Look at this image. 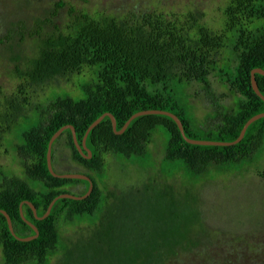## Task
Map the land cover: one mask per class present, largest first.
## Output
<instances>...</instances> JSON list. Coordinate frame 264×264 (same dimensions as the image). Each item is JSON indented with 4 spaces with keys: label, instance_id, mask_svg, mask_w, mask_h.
Instances as JSON below:
<instances>
[{
    "label": "trees",
    "instance_id": "obj_1",
    "mask_svg": "<svg viewBox=\"0 0 264 264\" xmlns=\"http://www.w3.org/2000/svg\"><path fill=\"white\" fill-rule=\"evenodd\" d=\"M223 14V28L214 31L194 13L178 17L144 12L124 19L97 18L82 13L67 32H57L43 41L29 66L18 71L21 79L18 90L8 101V111L1 116L0 158L5 136L21 118L28 121L32 118L33 114L24 111L31 106L29 97L25 96L26 83H41L59 75H82L85 70H90L91 74L88 80L78 85V96L56 92L33 108L37 120L21 131L15 145L23 175L0 170V209L11 216L17 235L35 234L21 216L20 204L24 200L31 201L37 207L38 215L42 216L56 196L63 193L84 195L88 191L87 180L56 177L48 168L50 138L64 125L72 124L82 143L89 125L105 112L115 116L120 130L136 112L163 109L180 117L187 136L191 138L234 141L248 119L264 112V100L251 84L252 69H264V25H255L264 20V0H227ZM227 49L231 54L223 58ZM213 75L235 95L234 102L224 104L214 97L212 125L196 130L195 119L187 116L186 109L175 96L173 84L188 86L198 83L211 93ZM256 79L264 94V75L256 74ZM158 129L164 137L162 161L181 164L191 179L210 170L223 171L251 161L264 144V117L248 127L241 142L216 146L188 143L175 120L168 115L138 116L122 134L114 132L112 121L106 116L88 135L87 146L93 155L87 158L76 148L72 130L66 129L53 145L54 168L58 171L56 163L60 160L71 166L70 170L61 173L77 172L90 176L94 183L93 192L81 200H57L50 215L42 220L36 219L30 206L24 204L25 217L39 229V236L31 241L17 239L9 229L6 216L0 213L3 264H52L54 259H57L56 264H67L73 251L95 240L103 244L100 247L103 252H110L114 238L122 234V223L117 224L120 234H115L114 223L120 215L115 208L119 194L156 192L167 198L174 187L166 181L136 185L151 169L166 176L163 171L140 165L141 175L136 178V184H129L119 192L111 188L106 190L102 175L107 158H112L109 162L112 165L122 167L128 163L122 164L119 157L131 161L135 157L147 156ZM132 163L137 162L130 165ZM72 187H81V190L75 193L71 191ZM122 219H131L130 213ZM83 221L90 223L89 234L74 241L66 240L64 231ZM87 237L90 240L83 242ZM180 241H156L154 255L144 253L146 250L137 248L138 243L133 241L123 244L129 249L123 263L166 264L171 255L167 253V244L177 245Z\"/></svg>",
    "mask_w": 264,
    "mask_h": 264
},
{
    "label": "rangeland",
    "instance_id": "obj_2",
    "mask_svg": "<svg viewBox=\"0 0 264 264\" xmlns=\"http://www.w3.org/2000/svg\"><path fill=\"white\" fill-rule=\"evenodd\" d=\"M226 3L227 0H0V119L18 90L21 82L18 71L29 66L44 40L57 32H67L78 15L87 13L97 18L124 19L144 12L178 17L194 13L209 28L220 31ZM262 24L264 20L255 25ZM230 54L227 49L223 58ZM90 74V70H85L82 75H59L41 83H26L25 96L29 97L31 106L24 111L33 115L29 121L21 118L5 136L1 171L23 175L15 145L21 131L37 120L33 108L56 92L78 96V85L88 80ZM219 79L211 77V93L198 83L173 84L175 96L186 109L187 116L195 119L196 130L212 125L214 97L224 104L234 102L235 95ZM161 132L160 129L156 131L147 156L135 157L134 161L119 157L122 164L128 163L127 166L112 165L109 163L112 158L108 157L102 175L105 178L103 188L119 192L129 184H136V178L141 175L140 165H143L163 171L168 178L151 169L136 185L166 181L174 187L171 196L162 198L156 192L120 193L115 204L116 213L120 215L114 223L115 234H120L117 224L122 223V234L114 238L112 250L103 252L102 243L90 241L86 247L73 251L67 264H124L129 249L123 244L133 241L138 243L137 248L146 250L144 253L154 255L153 244L164 239L172 243L181 240L177 245L167 244V253L171 255L166 264H264V144L251 161L223 171L210 170L191 179L181 164L162 161L164 137ZM131 162L137 163L130 165ZM56 168L66 172L71 166L58 160ZM80 190L81 187L71 188L75 193ZM126 213H130L131 219L124 221ZM89 224L83 221L68 228L63 233L64 238L74 241L88 235ZM87 240L90 237L83 242ZM56 262L54 259L52 264ZM0 264H3L1 247Z\"/></svg>",
    "mask_w": 264,
    "mask_h": 264
},
{
    "label": "water",
    "instance_id": "obj_3",
    "mask_svg": "<svg viewBox=\"0 0 264 264\" xmlns=\"http://www.w3.org/2000/svg\"><path fill=\"white\" fill-rule=\"evenodd\" d=\"M256 74L264 75V69L263 68H254L251 71V84H252V87H253L254 91L256 92V94L259 95L264 100V94L261 92V90L259 88V85H258V82H257V79H256ZM147 114H164V115H168V116L172 117L175 120V122L177 123L183 138L188 143L195 144V145H216V146H231V145H235V144L241 142L242 139L244 138L245 134H246V131H247L248 127L253 122H255V121H257V120H259V119L264 117V112H261V113H258L256 115L252 116L250 119H248V121L243 126V128H242V130L240 132V135L234 141H216V140H208V139H194V138H191V137L187 136L186 131H185V127H184V123L180 119V117L177 114H175V113H173L171 111H167V110H163V109H148V110H143V111L136 112L126 121V123L123 125V127L120 130L117 129V120H116L115 116L111 112H105V113H103L100 117H98L95 121H93L89 125V127L87 128L86 133H85V135L83 137L82 143H80L78 138H77L75 127L72 124L64 125L60 129H58L52 135V137L50 138L49 145H48V152H47L48 168H49L50 172L52 173V175H54L56 177L87 180L89 182L88 191L84 195H77V194H73V193H63V194H60V195L56 196L50 202L46 212L42 216L38 215L37 207L31 201L24 200L20 204L21 216H22L23 220L26 221L32 227V229L35 231L34 235L27 236V237H21V236L16 234V232L14 230V227H13V222H12L11 216L9 215V213L6 210L0 209V213L5 215L6 218H7L9 229L12 232V234L17 239H19L21 241H31V240H33V239H35V238H37L39 236L38 227L35 224H33L31 221H29L24 215V211H23L24 204H28L30 206V208L32 209L36 219L42 220V219L47 218L50 215V213L52 211V208H53V206H54V204L56 203L57 200H59L61 198H71V199L81 200V199L87 198L93 192L94 183H93V181H92L90 176H88V175H86L84 173H77V172L61 173V172L56 171L55 168H54V165H53V145H54V142L60 137V135L66 129H71L72 130L74 143L76 145V148L80 152V154L82 156H84V157L91 158L93 153L90 150V148L87 146L88 135L91 132V130L93 128H95L106 116L110 117V119L112 121L114 132L116 134H122L123 132L126 131V129L130 125L132 120H134L138 116L147 115Z\"/></svg>",
    "mask_w": 264,
    "mask_h": 264
}]
</instances>
